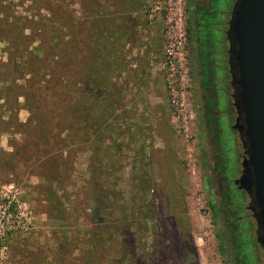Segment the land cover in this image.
Listing matches in <instances>:
<instances>
[{"label":"rangeland","instance_id":"obj_1","mask_svg":"<svg viewBox=\"0 0 264 264\" xmlns=\"http://www.w3.org/2000/svg\"><path fill=\"white\" fill-rule=\"evenodd\" d=\"M5 2L19 3L15 7L18 14L38 19L31 11H25L32 1ZM60 2L67 7L55 11L54 24L58 28L61 23L78 27L77 22L86 17L83 6L77 0ZM192 4L186 0H143L138 13L123 18V22L119 18L114 20V29L124 34L122 41L115 45L111 41L107 43L109 52L115 49L116 53H110L106 59L104 64L108 68L103 74L110 83L107 99L113 101L119 118L111 132L114 138L117 134L119 137L118 146L112 147L114 154L109 160L118 170V190L115 198H110V204H113L110 209L121 214L127 223L136 219L121 233L118 242L122 247L114 252V264H127V259L135 264H234L231 255L236 258L239 252L245 253L244 264H257L256 245L250 241L246 230L234 236L241 251L233 249L227 235L232 225L226 224L230 217L226 203H231L226 197L231 201L244 200L241 191L232 183L240 173L242 147L238 134L230 127L234 108L228 102L230 89L227 82L221 77L213 84L218 89L215 91L219 95L218 107L225 111L219 120L220 138L224 134L221 141L225 145L218 140L215 120L202 116L206 102L201 101L198 89L191 85L193 62L188 58V27ZM41 12L45 13L44 10ZM216 18L217 28H222L223 21L230 19L229 12H218ZM24 33L31 35L29 29ZM219 34L220 31L217 32L218 39ZM10 38H14V43L22 42L15 34ZM178 39L183 41L179 50L181 61L178 62L181 67L177 63L178 74H172L166 64V49L177 51ZM35 45L36 40L30 47ZM12 51L17 52L10 49L9 43L0 40V62L9 65L7 71H10L7 52ZM69 56L67 65L58 69L65 77L64 87L70 88V106H75L80 102L72 87L77 80L74 73L77 58L73 48ZM68 66L69 73L66 71ZM220 69L221 74L224 73L223 63ZM10 76L18 77L12 72ZM170 83L174 86L172 89ZM48 100L46 97L45 102ZM208 109L209 117L213 110ZM27 115L25 109H20L18 117L21 121H25ZM8 139L13 141L18 135L0 134V148L9 152L12 148ZM223 148L227 150L226 170L221 166L226 156L225 153L222 155ZM69 157L72 161L70 183L65 190L56 191L58 196L66 194L71 198L77 193L84 223L81 220L77 223L76 219L73 231L80 238L95 216L96 196L89 198L90 152L71 153ZM16 160L14 157L13 162ZM8 165V159L4 161L0 154V264H100L98 259L113 253L114 247L108 245L103 251L90 255L83 242L73 240L71 232L65 238L61 235L59 241L54 240L51 236L53 222L47 214L48 206L52 204L46 198L50 181L36 175H21V170L17 171V177L13 176L2 169ZM65 170L59 166L57 173L64 174ZM53 185L58 188L57 184ZM66 204L65 198V207ZM140 216H143V225ZM249 229L252 231V226ZM222 244L226 245L225 250H222Z\"/></svg>","mask_w":264,"mask_h":264},{"label":"trees","instance_id":"obj_2","mask_svg":"<svg viewBox=\"0 0 264 264\" xmlns=\"http://www.w3.org/2000/svg\"><path fill=\"white\" fill-rule=\"evenodd\" d=\"M30 1L32 4L25 11H31L33 16L38 17L36 20L18 14L15 7L19 3L0 0V40L9 43L10 49L17 51L7 52L10 71H7L9 65L0 62V134L18 135V139H8L11 151L0 148L3 160L8 159L9 162L2 169L13 176L21 170V175H36L50 181L46 198L52 203L47 210L49 220L53 222L52 238L59 241L61 235L65 238L71 232L73 240L83 242L90 255L92 252L103 251L108 245L113 246V253L98 261L101 260L100 264H114V252L122 247L118 242L121 233L125 227L134 224L136 219L127 223L125 218H121V214L110 209L113 205L110 204V198H115L118 190V170L109 160L114 154L112 147L118 146L119 137L117 134L114 138L111 132L116 128L119 118L114 111L113 101L107 99L110 83L104 79L103 72L108 68L104 63L111 56L110 53H116L115 49L109 52L108 41L115 45L124 36L123 32L114 29V20L119 18L123 22V18L138 13L143 0H77L83 6L86 17L84 21L77 22L76 28L64 23L58 28L54 24L55 11L67 7L60 0ZM186 2L190 3V0ZM25 29H29L31 35L25 34ZM13 34L22 42L14 43V38H10ZM35 40L37 45L30 47ZM72 48L77 58L74 67L77 80L72 87L80 102L75 106H70V88L64 87L66 80L59 73L61 69H58L67 65ZM66 71L69 73V66ZM10 72L18 77L12 78ZM228 88L230 89L229 85ZM46 97L49 98L47 102ZM20 109L28 112L25 121L18 117ZM80 151L90 152L89 198L96 196V207L87 232H83L79 238L73 231L76 219L77 223L79 220L84 223L78 195L74 193L73 198L66 194L58 196L56 190L63 191L70 183L72 161L69 156ZM14 157L16 162H13ZM19 163L22 164L18 165ZM59 166L66 168L64 174L57 173ZM54 183L57 184V189L53 187ZM142 217L140 216V222L143 225L145 223ZM243 224L240 229L246 230L249 235L250 224ZM216 235L221 237L219 233ZM225 247V244L221 245L222 250ZM255 261L260 264L257 246ZM127 264L135 263L127 259Z\"/></svg>","mask_w":264,"mask_h":264},{"label":"water","instance_id":"obj_3","mask_svg":"<svg viewBox=\"0 0 264 264\" xmlns=\"http://www.w3.org/2000/svg\"><path fill=\"white\" fill-rule=\"evenodd\" d=\"M229 31L235 42L238 87L232 129L243 147L238 189L252 194L259 207L257 242L264 251V0H236ZM242 114V115H241Z\"/></svg>","mask_w":264,"mask_h":264},{"label":"flooded vegetation","instance_id":"obj_4","mask_svg":"<svg viewBox=\"0 0 264 264\" xmlns=\"http://www.w3.org/2000/svg\"><path fill=\"white\" fill-rule=\"evenodd\" d=\"M230 17H231V13L229 14V18ZM229 20L230 19H228L227 22H223V25H226L225 29H223V27L222 28L219 27L218 30H216L217 32L220 31L219 35H221V37H222V38H220V40H216V38L214 39L212 37L206 40L208 48L204 51L205 54H204V57L202 60L198 59V57L196 56V52H194V50L192 51V48H190V50H189L190 53L188 55L189 56L188 58H190V59H191L192 55H194L195 60H197V71L194 73L191 70V80H192L191 85H193L195 90L198 89V92H199L198 95H199L201 101L203 103L206 102V111H205V113L202 114V116H205L208 119L211 118V119L215 120V124L217 126L216 132H217L218 140L220 141V143H222V145H225V143L221 141L224 139L225 136L223 134V138H220L221 127H220L219 120H220V118L223 117L225 111H222L218 107L219 106V102H218V96L219 95L215 94V91H217L218 89L213 87V84L215 82L219 81L221 79V77H222V79H224V75H227L226 81L228 82V85L230 86V90L227 92L228 93V100H229V105H232L230 107H233V108H234L233 101H234V98H236L235 96L238 92V87L235 83V79L232 78L233 76H234V78H236L238 72H237V68L235 65V61H234L235 42L233 40L232 33L229 31ZM189 37H190V35H189ZM223 40L227 42V46L224 49V54H225L224 59H225L226 65H227V72H228L227 74H226V70H224V73L221 74V69H220L221 62L219 63L218 59L215 60V57L216 58L218 57V53L220 51L219 48L222 49V47H223V44H224ZM214 53H215V55H214ZM220 56L222 57V53L220 54ZM198 60H199V65H202L199 68V71H198ZM217 71H218V74H217ZM211 73H212V75L216 74V77H213V76L210 77ZM230 99H232V101H230ZM209 107H211V109L213 110V113L209 114V117H208V112H210V110L208 109ZM235 117H236V111L234 108L233 123L235 122ZM233 123H231L230 127L232 126ZM222 126H223V124H222ZM236 133H237V131H236ZM239 145H240V142H239ZM222 147H224V146H222ZM222 150H224L222 155L224 153L226 155V151H227L226 148H223ZM242 153H243V147H242V151L240 154L241 160H242ZM221 162H222L221 163L222 169L224 168L223 170H226V167L228 166L227 155L222 159ZM240 167H241V163H240ZM241 169H242V167L240 168V173H241ZM240 173L235 178H233L232 183L234 185V188L243 192L244 200L241 202L238 200L235 201L236 199L231 201V199L226 197L231 202L230 205H228V203H226V205H227L226 210H228L227 215L230 216L229 219L226 220V224L232 225V228H231L232 230L229 231L227 233V235L229 236L230 244L231 245L233 244V249L235 250V248H236L237 250L241 251L239 249L240 245L235 243L236 240H235L234 236L235 235L239 236L240 233L245 231L243 229H240V227H242L244 225L243 222L249 223V220H250L251 221L250 226H252V231H251V233L249 232L250 236L249 235L248 236L250 238V241L253 244H255L259 250L260 264H264L263 247L257 242V235L259 233H262L261 228L259 227L258 221H257L259 207H258V205L255 201V198L252 194L250 195V194L246 193L244 190L238 189L237 185L234 183V180L240 175ZM221 198H224V196L222 195ZM240 223H241V225H240ZM232 239H233V241H232ZM231 256H232V260H233L234 264H244L242 262V260L245 261V257H246L244 252H239L238 257H236V258L233 257V255H231ZM262 259H263V261H262Z\"/></svg>","mask_w":264,"mask_h":264},{"label":"crops","instance_id":"obj_5","mask_svg":"<svg viewBox=\"0 0 264 264\" xmlns=\"http://www.w3.org/2000/svg\"><path fill=\"white\" fill-rule=\"evenodd\" d=\"M235 2L236 0H198V2L196 0H190V4L192 3L193 4L191 11L192 19L190 20V25L188 27L189 35H190L189 43H190V48H192V51L194 50V52H196V56L198 57V59L202 60L204 57L205 54L204 51L208 48L206 42L207 39L212 37L214 39L216 38V40H220L221 38L220 35H219V39L217 38L216 30H218L219 27L217 28L216 14L221 11H228L230 14L234 7ZM223 29H225V25H223ZM223 42H224L223 47L222 49L219 48L220 51L218 55H220V52H222V57L220 56V62L225 65V70L227 74L228 73L227 65L224 59L225 58L224 49L227 46V42L224 40ZM194 57L195 56L192 55L191 60L193 62L192 71L195 73L197 71V60H195ZM215 60H217L216 57ZM201 66L202 65H199V60H198V71ZM212 76L216 77V74L212 75L211 73L210 77ZM226 78L227 75L226 77L224 75L225 80Z\"/></svg>","mask_w":264,"mask_h":264},{"label":"built area","instance_id":"obj_6","mask_svg":"<svg viewBox=\"0 0 264 264\" xmlns=\"http://www.w3.org/2000/svg\"><path fill=\"white\" fill-rule=\"evenodd\" d=\"M178 38H180V36ZM176 42H177V45H175V47H176L177 51H174L171 48L166 49V57H165L166 58V64H168L169 69L172 71V74L177 73L176 64L181 61V52L179 50H181V43L183 41L178 39V40H176ZM178 66H179V68L181 67V65L179 63H178ZM173 85H175L174 80H173ZM169 86H171V83ZM173 87L171 86V89Z\"/></svg>","mask_w":264,"mask_h":264}]
</instances>
